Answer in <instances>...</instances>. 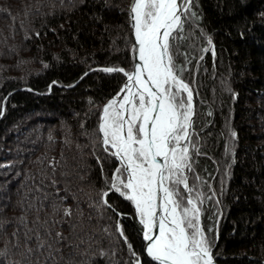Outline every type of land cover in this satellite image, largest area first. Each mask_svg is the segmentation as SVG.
I'll use <instances>...</instances> for the list:
<instances>
[{"label": "trees", "instance_id": "16d2710c", "mask_svg": "<svg viewBox=\"0 0 264 264\" xmlns=\"http://www.w3.org/2000/svg\"><path fill=\"white\" fill-rule=\"evenodd\" d=\"M129 1L0 0V220L13 221L0 248L14 218L47 194L41 217L53 203L83 213L59 264H156L143 253L134 204L109 192L108 208L100 196L119 163L94 133L126 79L100 69H132ZM192 11L176 63L193 91L201 154L187 175L203 194L201 226L217 264H264V0H193ZM55 230L71 231L67 220Z\"/></svg>", "mask_w": 264, "mask_h": 264}, {"label": "snow or ice", "instance_id": "6c2138e0", "mask_svg": "<svg viewBox=\"0 0 264 264\" xmlns=\"http://www.w3.org/2000/svg\"><path fill=\"white\" fill-rule=\"evenodd\" d=\"M192 4L193 0H131L128 11L139 63L131 72L116 67L100 69L127 77L120 90L123 95L103 106L94 133L105 153L119 163L112 179L105 181L108 191L100 193L101 202L111 208L106 197L115 192L135 205L147 255L156 264H213V245L200 225L203 194L197 191L193 195L197 185L190 184L187 175L194 174V156L201 154L191 133L193 91L182 78L184 69L176 63V42L182 38L184 23L196 16ZM229 149L230 145L226 146ZM58 164L52 161L49 167L55 171ZM52 183L55 185L54 180ZM47 198V194L36 196L25 209L26 215L14 218V231L0 248V264H41V260L59 264L61 246H73L72 237L79 238L76 229L83 227V213L74 214L73 209L53 203L51 213L41 217ZM33 210L35 216L28 220ZM61 211L63 219L58 220ZM65 220L69 236L55 230ZM12 225V220H0V231ZM154 228H158L156 235ZM120 234L123 236L122 230ZM129 249L135 256L131 244ZM14 254L20 259H9Z\"/></svg>", "mask_w": 264, "mask_h": 264}, {"label": "water", "instance_id": "95a60500", "mask_svg": "<svg viewBox=\"0 0 264 264\" xmlns=\"http://www.w3.org/2000/svg\"><path fill=\"white\" fill-rule=\"evenodd\" d=\"M130 4H131V0L129 1V3H128V5H127V14H128V20H129V23H130V26H131V33H132V44H131V52H132V56H133V65H132V69H133V67L137 64V63H139V58H138V52L135 50V48H134V45H135V33H134V29H133V27H132V21L130 20V16H129V11H128V9H129V7H130ZM132 69H131V71H132ZM130 71V72H131ZM126 81H127V77H126V79L124 80V82H123V84H122V87L125 85V83H126ZM121 87V88H122ZM121 90V89H120ZM118 94H121V95H123L122 93H120V91L118 92ZM118 94L116 95V96H114L113 98H111V99H114V98H116V99H118L119 97H118ZM110 100V99H109ZM108 100V101H109ZM108 101L104 104V105H106L107 103H108ZM194 104V103H193ZM103 105V106H104ZM193 109H194V107H193ZM102 114V113H101ZM152 232H153V235H156V234H158V228H154L153 230H152ZM142 239H143V247H142V250H143V253L145 254V256L147 257V258H149L150 260H151V258L147 255V252H146V247H145V245H146V242H145V240H144V238H143V226H142ZM152 261V260H151ZM154 262V261H153ZM154 263H156V262H154ZM213 264H217L214 260H213Z\"/></svg>", "mask_w": 264, "mask_h": 264}, {"label": "rangeland", "instance_id": "374dc122", "mask_svg": "<svg viewBox=\"0 0 264 264\" xmlns=\"http://www.w3.org/2000/svg\"><path fill=\"white\" fill-rule=\"evenodd\" d=\"M117 94H118V93H117ZM117 94H116V95H117ZM116 95H115V96H116ZM113 97H114V96H113ZM113 97H112V98H113ZM108 102H109V101H108ZM193 103H194V102H193ZM193 107H194V104H193ZM102 108H103V107H102ZM134 206H135V205H134ZM200 225H201V222H200ZM201 227H202V226H201Z\"/></svg>", "mask_w": 264, "mask_h": 264}]
</instances>
